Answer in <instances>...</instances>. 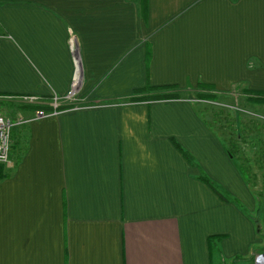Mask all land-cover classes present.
<instances>
[{
	"label": "crops",
	"instance_id": "obj_1",
	"mask_svg": "<svg viewBox=\"0 0 264 264\" xmlns=\"http://www.w3.org/2000/svg\"><path fill=\"white\" fill-rule=\"evenodd\" d=\"M144 1L0 0V92L27 120L1 163L0 264H264V176L188 97L127 100L147 83L264 91V0H146V19ZM69 32L77 100L35 118L70 88Z\"/></svg>",
	"mask_w": 264,
	"mask_h": 264
},
{
	"label": "rangeland",
	"instance_id": "obj_2",
	"mask_svg": "<svg viewBox=\"0 0 264 264\" xmlns=\"http://www.w3.org/2000/svg\"><path fill=\"white\" fill-rule=\"evenodd\" d=\"M147 48H149V43H146V49ZM145 57H146L145 66H146V71H147L150 52H149V56L147 57V53H146ZM147 85L151 86L152 88L158 87V89H153L151 91H143V92L162 93V90H166L163 87L165 85L152 86L149 83H147L145 86ZM171 86L173 88L178 89V92L181 97L184 96L187 98L189 95L188 98L197 103L196 106H198L199 108L200 115L202 114L204 115V112L207 111L206 115L208 119L215 124L220 136L224 140H226L225 141L226 144H227V138H234V137L238 138L240 135L241 144H239V146H240L241 153L237 155L238 156H241V155L249 156L250 160L247 159V162L250 163L253 173H251L250 175L248 174V179L251 183L255 184V186L258 187L259 184L262 182L263 176H264V156L263 157L260 156L261 153H264L263 151L264 146L262 147L261 144L258 142L259 138L262 137L261 139H264V124H261V122L264 123V103L263 104L254 103L253 101H250L247 99V95L237 96L236 91H231L230 94L220 93L218 94L217 100L198 99L195 96L196 93H194V91L187 90V89L180 91L179 86L176 84H171ZM212 93L215 94L216 92H212ZM117 101L118 100H114L113 102H117ZM11 103L12 101L9 100V95L7 93L0 92V113L8 118L13 119L14 113L12 109L13 106L11 105ZM200 108L203 109L204 111L203 113L200 111ZM217 111H219L220 113L219 112L216 113ZM221 111H223V113H221ZM235 113L238 114L237 116L241 122V127H240L241 132L239 135H237V133H234L232 131L230 122L226 118L228 116L230 118L233 117ZM214 119L216 120L214 121ZM255 122H257L259 125L257 126ZM232 127H234L233 124H232ZM239 159L241 163L244 162L243 158L239 157ZM193 162H194V159L192 157V163ZM259 189H260V192H262L261 189H263V192H264V188L262 186L259 187ZM223 192L224 194L227 193L224 190ZM262 217L264 218L263 214L261 216L262 220H260V227H262V231H264V222H263ZM223 264H228V263L223 262Z\"/></svg>",
	"mask_w": 264,
	"mask_h": 264
},
{
	"label": "trees",
	"instance_id": "obj_3",
	"mask_svg": "<svg viewBox=\"0 0 264 264\" xmlns=\"http://www.w3.org/2000/svg\"><path fill=\"white\" fill-rule=\"evenodd\" d=\"M147 4H146V0L144 1V6H143V16L144 19H146L147 16V8H146ZM147 57L149 56V48H147ZM166 90H162V93H151L150 95H146V96H140V97H129L127 98L128 101H140V100H151V99H168V98H180V94L178 92L177 88H173L171 85H165L163 86ZM198 91L195 92L196 93V97L198 99H208V100H217L218 94L217 93H212L210 92V89L213 88V85L211 84H204V83H199L198 87H197ZM206 89L205 91H202L200 89ZM153 89H158V87H151V86H145L141 89H139L137 92H141V91H151ZM189 88H187L188 90ZM243 93L245 95H247V99L250 101H253L254 103H259V104H263L264 103V91H260V90H250V89H242ZM189 97V95H188ZM118 101H121L122 98L117 99ZM124 101H126V99H123ZM219 111H217L216 113H218ZM220 113V112H219ZM221 113H223V111H221ZM215 114V113H214ZM228 119V121L230 122V126L232 128V131H235V128L232 127V124L234 125L235 123H237V118L236 117H226ZM216 119H214L215 121ZM210 125H212L213 122H210ZM235 133V132H234ZM224 140V139H223ZM226 140H224L225 142ZM260 143L261 146H264V139H260ZM228 144V145H227ZM227 144L225 142V147H226V151L228 152V154L230 155L231 158L236 159L237 154L241 153L238 149V144L234 142V138H227ZM176 147L181 151V153L184 155V157L189 161L192 162V157L191 155L184 151L179 144L176 143ZM262 152V151H261ZM261 157L264 156V153H261L260 155ZM240 158H243L242 156H240ZM237 160V159H236ZM244 162L240 163V168L242 170V173L246 176L247 178V173H248V167L246 166V162L247 160H245V158L243 159ZM6 177V172L4 171V167L3 165L0 163V180L2 178ZM199 179L202 180L204 183H206L210 189L218 196L220 197L222 200L225 201H229L230 198L229 196L226 194H224L223 190L221 188H219L212 180H210L204 173H200L199 175ZM223 237V235H217L215 237H211L210 236V241L211 238L216 239V240H220ZM211 244V243H210Z\"/></svg>",
	"mask_w": 264,
	"mask_h": 264
},
{
	"label": "built area",
	"instance_id": "obj_4",
	"mask_svg": "<svg viewBox=\"0 0 264 264\" xmlns=\"http://www.w3.org/2000/svg\"><path fill=\"white\" fill-rule=\"evenodd\" d=\"M68 48L73 57L74 71L70 88L63 97L54 96L49 110L38 109L35 111V118L52 116L58 113L61 102L77 100V91L80 83V62L78 57V40L76 34L69 32ZM26 119H12L0 113V163L9 162V151L11 146V131L14 126L26 122Z\"/></svg>",
	"mask_w": 264,
	"mask_h": 264
},
{
	"label": "bare ground",
	"instance_id": "obj_5",
	"mask_svg": "<svg viewBox=\"0 0 264 264\" xmlns=\"http://www.w3.org/2000/svg\"><path fill=\"white\" fill-rule=\"evenodd\" d=\"M80 68V67H79Z\"/></svg>",
	"mask_w": 264,
	"mask_h": 264
}]
</instances>
